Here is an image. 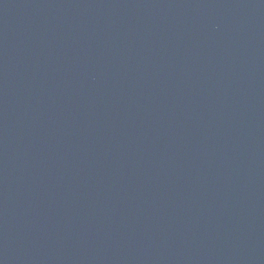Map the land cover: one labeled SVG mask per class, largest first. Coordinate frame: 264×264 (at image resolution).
Returning <instances> with one entry per match:
<instances>
[{"label": "water", "instance_id": "obj_1", "mask_svg": "<svg viewBox=\"0 0 264 264\" xmlns=\"http://www.w3.org/2000/svg\"><path fill=\"white\" fill-rule=\"evenodd\" d=\"M0 264H264V0H0Z\"/></svg>", "mask_w": 264, "mask_h": 264}]
</instances>
